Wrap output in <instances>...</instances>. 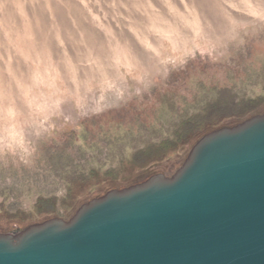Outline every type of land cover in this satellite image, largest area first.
<instances>
[{
	"label": "rangeland",
	"instance_id": "obj_1",
	"mask_svg": "<svg viewBox=\"0 0 264 264\" xmlns=\"http://www.w3.org/2000/svg\"><path fill=\"white\" fill-rule=\"evenodd\" d=\"M260 114L264 0H0V234L172 177Z\"/></svg>",
	"mask_w": 264,
	"mask_h": 264
},
{
	"label": "water",
	"instance_id": "obj_2",
	"mask_svg": "<svg viewBox=\"0 0 264 264\" xmlns=\"http://www.w3.org/2000/svg\"><path fill=\"white\" fill-rule=\"evenodd\" d=\"M0 264H264V114L202 137L172 177L0 234Z\"/></svg>",
	"mask_w": 264,
	"mask_h": 264
},
{
	"label": "trees",
	"instance_id": "obj_3",
	"mask_svg": "<svg viewBox=\"0 0 264 264\" xmlns=\"http://www.w3.org/2000/svg\"><path fill=\"white\" fill-rule=\"evenodd\" d=\"M204 128H205V127L202 128V130H203L202 135L206 134L207 132H209V131L211 130V129H210V130H209V129L207 130V129H204Z\"/></svg>",
	"mask_w": 264,
	"mask_h": 264
}]
</instances>
